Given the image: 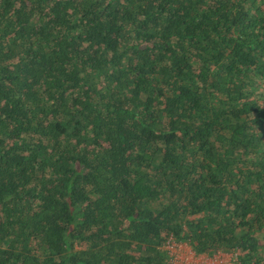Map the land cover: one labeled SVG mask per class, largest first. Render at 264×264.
Returning <instances> with one entry per match:
<instances>
[{
	"label": "trees",
	"instance_id": "16d2710c",
	"mask_svg": "<svg viewBox=\"0 0 264 264\" xmlns=\"http://www.w3.org/2000/svg\"><path fill=\"white\" fill-rule=\"evenodd\" d=\"M264 264V0H0V264Z\"/></svg>",
	"mask_w": 264,
	"mask_h": 264
},
{
	"label": "built area",
	"instance_id": "2783aa9c",
	"mask_svg": "<svg viewBox=\"0 0 264 264\" xmlns=\"http://www.w3.org/2000/svg\"><path fill=\"white\" fill-rule=\"evenodd\" d=\"M164 248L169 255L168 264H233L235 261L232 254L196 255L188 245L171 240Z\"/></svg>",
	"mask_w": 264,
	"mask_h": 264
}]
</instances>
